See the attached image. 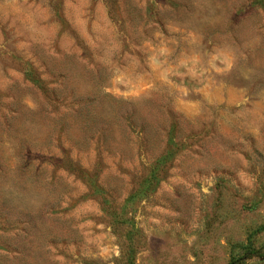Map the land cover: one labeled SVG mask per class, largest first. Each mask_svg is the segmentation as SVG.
<instances>
[{
  "label": "rangeland",
  "instance_id": "374dc122",
  "mask_svg": "<svg viewBox=\"0 0 264 264\" xmlns=\"http://www.w3.org/2000/svg\"><path fill=\"white\" fill-rule=\"evenodd\" d=\"M264 264V0H0V264Z\"/></svg>",
  "mask_w": 264,
  "mask_h": 264
},
{
  "label": "trees",
  "instance_id": "16d2710c",
  "mask_svg": "<svg viewBox=\"0 0 264 264\" xmlns=\"http://www.w3.org/2000/svg\"><path fill=\"white\" fill-rule=\"evenodd\" d=\"M242 263H243V261L240 259V260H237V261L232 262V263H230V264H242Z\"/></svg>",
  "mask_w": 264,
  "mask_h": 264
}]
</instances>
